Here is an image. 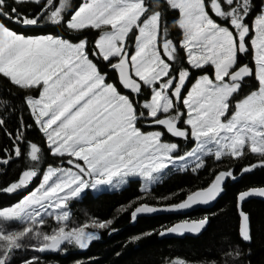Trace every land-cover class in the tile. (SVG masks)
Instances as JSON below:
<instances>
[{
	"label": "snow or ice",
	"instance_id": "obj_1",
	"mask_svg": "<svg viewBox=\"0 0 264 264\" xmlns=\"http://www.w3.org/2000/svg\"><path fill=\"white\" fill-rule=\"evenodd\" d=\"M153 2L178 14L179 42L169 38L163 11L147 0H80L78 6L70 0H12L11 5L0 0V18L9 23L37 29L44 21L78 34L26 36L0 22V76L19 89L38 90L21 97L32 124L17 115L14 102L0 99V133L10 141V147L0 148V164L23 157L27 165L16 182L0 191L28 192L14 206L0 209V264H15L21 251H62L65 244L85 249L99 239L86 229H104L111 221L69 227L68 203L86 189L115 188L135 178L146 192L178 161L186 167L192 160L197 171L208 156L216 161L256 157L242 173L264 168V0L259 5L254 0ZM24 4L38 11L25 14ZM86 30L99 33L91 46ZM241 55H250L251 64H241ZM194 71L204 74L188 89ZM113 73L116 79L109 82ZM249 78L256 82L254 90L237 99ZM11 118L17 125L8 130ZM33 125L42 133L41 144L26 135ZM165 133L191 139L195 146L177 155L179 145L166 141ZM46 154L66 166L47 163ZM228 179H236L232 169L162 210L208 204ZM254 196L264 198V187L239 193L238 206ZM157 210L142 205L132 216ZM238 214L240 238L250 243V217L242 207ZM47 218L57 225L49 233L42 231ZM13 223L23 227L14 229ZM206 223V218L185 221L165 232L199 233ZM29 240L38 243L30 246ZM239 257V251L226 249L219 264H236ZM40 260L25 256L21 264ZM169 264L187 262L175 258Z\"/></svg>",
	"mask_w": 264,
	"mask_h": 264
},
{
	"label": "trees",
	"instance_id": "obj_2",
	"mask_svg": "<svg viewBox=\"0 0 264 264\" xmlns=\"http://www.w3.org/2000/svg\"><path fill=\"white\" fill-rule=\"evenodd\" d=\"M152 7L163 11V20L166 22L168 36L174 43L180 39L181 34L176 25L178 14L167 10L163 6H157L153 0H147ZM259 5L261 0H254ZM73 6H78L80 0H70ZM12 4V0H9ZM20 9L25 14H33L38 11L34 4H24ZM0 22L7 24L11 30L23 33L26 36H39L46 34L69 35L75 37L77 33H65L62 26H55L48 22H41L37 29H25L20 25L9 23L0 18ZM251 23V21H249ZM90 43L98 36V31L86 30L83 33ZM183 56V52H181ZM183 63V61H182ZM245 64V62L243 63ZM250 64V63H249ZM185 66H187L185 64ZM109 71L108 69H104ZM204 73L194 71L187 88L199 75ZM207 74L212 75L209 67ZM115 74L112 80L115 81ZM255 83L247 85V90L242 89L237 99L242 98L250 90H254ZM34 94L33 90H22L13 86L7 78L0 76V99L9 100L16 104L17 115L23 114L27 123L32 124L22 106L21 97L25 94ZM3 109L0 108V111ZM6 118L8 114L5 113ZM16 118L8 119V130L16 128ZM146 130H154L147 128ZM31 141L43 143L42 133L33 125L26 132ZM166 141L179 142L180 152L183 154L192 146V141L175 140L165 133ZM10 147L7 136L0 133V148ZM205 166L197 171L187 168L185 170H169L162 175L161 180L146 192L141 191L138 179H132L120 190L92 194L85 192L78 200L69 204V227L91 225L93 222L111 221L104 229L88 227L86 231L93 232L99 239L90 242L85 249H80L73 244H65L62 251L34 252L21 251L15 257V264H21L25 256H39L40 264H169L175 258L183 259L187 264H211L223 259L224 250L232 249L240 252L236 264H264V202L251 201L243 206V210L250 217L252 241L245 242L239 235V218L236 207V197L239 193L251 188L264 187V168H256L249 174L243 175L238 181H228L223 187V195L215 206L209 211H196L188 216H180L177 213L166 214L158 217L138 218L134 225L131 224V215L138 206L148 205L164 207L182 202L189 193L208 187L216 174L220 171L232 169L236 176L243 167L256 163V157H248L239 161H233L225 157L216 161L213 156L203 158ZM47 163L53 166L60 165V158L46 154ZM24 158H20L5 166L0 164V189L10 186L17 181L19 174L26 170ZM47 164H45V169ZM39 183V180L36 181ZM34 187L33 186H30ZM27 190H21L14 194L0 191V209L13 206L19 202ZM207 219L208 225L198 237L164 238L159 239L160 232L181 221H199ZM57 225L47 218V224L42 228L45 233L51 232ZM12 228L20 229V225L12 224ZM30 246L38 243L35 240L26 241Z\"/></svg>",
	"mask_w": 264,
	"mask_h": 264
},
{
	"label": "water",
	"instance_id": "obj_3",
	"mask_svg": "<svg viewBox=\"0 0 264 264\" xmlns=\"http://www.w3.org/2000/svg\"><path fill=\"white\" fill-rule=\"evenodd\" d=\"M256 169V168H255ZM250 172H246V173H242L241 171L236 175V179H228V180H226L225 182H224V184L222 185V188L227 184V182L230 180V181H232V182H236V181H238L243 175H246V174H249ZM215 178V177H214ZM214 180V179H213ZM213 182V181H212ZM211 182V183H212ZM210 186V185H209ZM208 186V187H209ZM208 187H206V188H208ZM205 188V189H206ZM257 188H260V187H257ZM251 189H254V188H251ZM251 189H248V190H251ZM203 190V189H202ZM222 195H223V190H222V192L217 196V198L215 199V200H213V201H211L210 203H208V204H200V205H195V206H193V207H191V208H189V209H187V210H181V211H166V210H162V209H166V208H170V207H172V206H175V205H178V204H175V205H170V206H164V207H155V208H157L158 210L157 211H155V212H152V213H144V214H138L135 218H133V216L131 215V224L132 225H134L135 224V222H136V220L138 219V218H147V217H158V216H162V215H166V214H171V213H177L178 215H180V216H188V215H190L191 213H193V212H196V211H200V210H202V211H209L210 209H212L214 206H215V204L217 203V201L222 197ZM239 195V194H238ZM238 195H237V197H236V207H237V213H238V207H242L243 208V206L245 205V204H247V203H249V202H251V201H262V202H264V198H261V197H249L245 202H243V204L242 205H239L238 206V200H237V198H238ZM186 199V198H185ZM184 199V200H185ZM183 200V201H184ZM182 201V202H183ZM181 203V202H180ZM150 207H153V206H150ZM133 213V212H132ZM238 218H239V226H240V217H239V214H238ZM199 221H201V220H199ZM199 221H188V222H199ZM181 222H185V221H181ZM181 222H178V223H181ZM177 223H175V224H173L172 226H174V225H176ZM207 225H208V221H207V223L205 224V226H204V228L199 232V233H185V234H183V235H178V234H173V233H167V232H165V230L164 231H162V232H165V234L164 235H161V232L159 233V235H158V238L159 239H164V238H183V237H191V238H195V237H198L202 232H204V230L206 229V227H207ZM172 226H170V227H172ZM169 227V228H170ZM168 229V228H167Z\"/></svg>",
	"mask_w": 264,
	"mask_h": 264
},
{
	"label": "rangeland",
	"instance_id": "obj_4",
	"mask_svg": "<svg viewBox=\"0 0 264 264\" xmlns=\"http://www.w3.org/2000/svg\"><path fill=\"white\" fill-rule=\"evenodd\" d=\"M178 21V20H177ZM176 25H177V23H176ZM178 27V26H177ZM179 29V28H178ZM95 31H98V30H95ZM179 31H180V34H181V37H180V39L179 40H177V42H179L181 39H182V30H180L179 29ZM98 35H99V33H98ZM97 38H98V36H97ZM96 38V39H97ZM245 62V64H251V56L250 55H241V57H240V63L241 64H243ZM211 68V67H210ZM211 70H212V74H213V69L211 68ZM198 78V77H197ZM196 78V79H197ZM195 79V80H196ZM195 80L194 81H192V83H191V85L188 87V89H190L191 87H192V85L195 83ZM252 83H256L255 82V80L254 79H247L246 81H245V90H247L248 88H246L247 87V85L249 86V85H251ZM243 88V89H244ZM37 91L38 90H33V93L34 94H36L37 93ZM146 95H147V92L145 93ZM185 95H186V91H185ZM182 111H183V109H181ZM182 127H186V125H181ZM162 130V129H161ZM149 131H151V130H149ZM167 134V133H166ZM168 135H170V134H168ZM171 136V135H170ZM172 137V136H171ZM175 140H182V141H184L183 139H181V138H175V137H173ZM189 141H192L191 139H189ZM170 142H174V143H177L178 145H179V142H176V141H173V139H172V141H170ZM192 143V146L190 147L189 146V144H186V146L187 147H189L188 148V150L189 149H191L192 147H194L195 146V142L194 141H192L191 142ZM177 155H180L179 153H177ZM214 157V156H213ZM185 164V162H183V161H178L177 163H176V165L175 166H170L169 167V169H167L166 171H165V173L167 172V171H169V170H185V169H187V168H190V169H192L193 168V166H194V163H193V161L192 160H189V161H187L186 162V167H183V165ZM64 166H66V165H64ZM46 170V169H45ZM161 178H162V176L160 177V179H159V181L161 180ZM135 179V178H134ZM132 180V179H131ZM140 181V184H141V187H142V181L141 180H139ZM158 183V182H157ZM157 183H155V184H157ZM155 184H152V185H148L147 186V188H148V190L150 189V188H152ZM125 185L126 184H124V185H117L115 188H113V187H110V186H101V187H98L97 189H86L84 192H82L81 194H80V196L79 197H77V198H73V199H71L70 201H69V203H68V208H67V210L69 211V204L72 202V201H75V200H78L83 194H85V192H91L92 194H99V193H101V192H111V191H116V190H120V189H122L123 187H125ZM27 195V194H26ZM25 195V196H26ZM15 205V204H14ZM13 205V206H14ZM50 219H52L54 222H55V220L53 219V218H50ZM56 223V222H55ZM13 224H16V225H20L19 223H13ZM21 226V228L23 227L22 225H20ZM18 229V228H17ZM63 246V245H62Z\"/></svg>",
	"mask_w": 264,
	"mask_h": 264
}]
</instances>
